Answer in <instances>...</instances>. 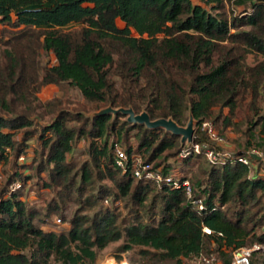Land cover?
<instances>
[{
	"label": "trees",
	"instance_id": "trees-1",
	"mask_svg": "<svg viewBox=\"0 0 264 264\" xmlns=\"http://www.w3.org/2000/svg\"><path fill=\"white\" fill-rule=\"evenodd\" d=\"M198 1L0 0V264H95L98 250L121 239L118 253L146 247L151 250L144 249L143 257L170 264L216 253L221 264H231L235 249L264 244L261 172L232 161L209 164L202 175L191 176L184 165L200 161L202 154L179 156L190 144L163 129L127 121L116 129L118 118L124 117L120 113L101 110L76 128L61 111L37 131L32 119L18 112L43 87L65 83L105 108H132L178 125L192 116L196 125L213 118L227 127L233 125L236 110L245 109L246 145L264 150V0ZM226 5L230 15L220 12ZM238 7L241 12L234 14ZM41 51L52 53L56 63L43 66ZM248 53L261 60L248 65ZM252 126H258L257 135ZM134 129L137 146L123 145L127 153L164 174L183 171L180 179L189 180L190 198L183 187L138 179L117 167L112 145ZM113 133L117 140L109 142ZM36 135L44 151L39 152L36 175L45 171L48 177L43 187L65 191L67 198L74 192L91 210L108 196L129 203V222L119 224V213L101 206L91 215L75 212L66 233L35 224L38 212L20 195L30 169L18 158L27 156ZM84 137L89 139V159L78 166L68 155ZM193 141L209 142L199 130ZM165 151H172L167 157L176 156L180 163L162 165L166 157L157 163ZM12 157L13 171L6 173ZM102 179L114 190L100 185L98 193L83 197ZM15 180L22 188L12 192L9 185ZM197 198L202 210L193 203Z\"/></svg>",
	"mask_w": 264,
	"mask_h": 264
},
{
	"label": "rangeland",
	"instance_id": "rangeland-1",
	"mask_svg": "<svg viewBox=\"0 0 264 264\" xmlns=\"http://www.w3.org/2000/svg\"><path fill=\"white\" fill-rule=\"evenodd\" d=\"M193 3L199 2L198 0H192ZM204 5V4H203ZM205 6V5H204ZM229 5H226L223 10H220L221 13L225 12L228 15L231 13V8ZM209 9L208 6H206ZM242 7H238L234 9V14H238L241 12ZM213 13H217L216 10H213ZM117 24L119 26H123V23L118 20ZM3 25H0V33L3 29ZM261 60V57L254 54L248 53L246 55V63L248 65H254L257 61ZM40 61L43 66H52L56 63V59L52 53L47 52H40ZM107 107V106H106ZM105 106L95 103L89 102L85 100L79 90L68 84H61V85H49L43 87L40 92H38L33 99L32 104L30 106H19L18 112L27 114L33 121L34 128L39 131L40 127L43 125L49 124L55 116L63 111L69 117V125L74 126L76 128L81 127V125L86 121L89 123L93 116L101 110H104ZM229 110L226 108L223 110V114H228ZM215 115H218V112H215ZM247 115V111L244 109L236 110L235 116H233V125L225 127L222 124V119L218 121L208 120L213 124L215 129L218 133L222 134L227 140V147L232 151H239V150H247L248 146L246 142L248 141V135H245V131L249 124H247V119L245 116ZM116 129L121 126V123L126 121V117H119L117 120ZM188 121L184 123L185 126ZM194 128L196 131V122L194 121ZM253 133L257 135L258 133V126H252ZM134 130H130L128 136L124 139L121 137L118 141L120 144L124 145V147H136L137 142L133 134L135 133ZM38 135L31 139L30 145L27 146V156L25 157V161L27 162L28 169L26 170L27 173L30 175V180L25 184L24 189L20 192L22 198L28 202L29 207L34 208L38 212V216L35 218V224L39 225L43 230L46 231H55L57 233H66L70 228V219L73 217L75 212L79 213H87L89 215L93 214L95 209L97 210L99 207L102 206L103 209H113L116 213H119L118 222L127 223L132 218L131 216V205L129 203H125L124 201L117 200L113 201L111 196L107 198H103L99 201V203L94 206V209H89L85 207V203H82L79 200V196L76 193L70 194L67 198L65 194L66 192H62L58 188L49 189L42 186V180L48 179L47 172H41L39 177L36 175V167L38 166V162L41 159V154L39 152H44L40 145L38 144ZM117 140L115 133L109 138V142ZM179 141L181 142V138L179 137ZM89 139L81 138L74 148L72 152L68 155V159L75 162L78 166L82 165L88 161L89 156L87 155V146H88ZM253 142V140H250ZM172 151H165L160 158L156 160L158 163L162 157H166L165 161L162 162V165H167L169 163H180L179 158L176 156H169V153ZM11 162L5 166L6 173H11L13 171V165L15 158H10ZM18 162H20L18 160ZM193 162V161H192ZM190 162L186 166L184 165V169L187 171V174L191 176L202 175V171L204 168L211 167L205 158H201L198 162ZM21 163V162H20ZM175 166V165H174ZM177 166V165H176ZM179 167V166H178ZM261 169V173H264V164L259 165ZM182 175H185L183 171H180ZM100 185H104L109 190H114L113 184L108 179H102L100 181H96L95 185L91 187L87 194H84L83 197L86 195H90L89 193L93 192L98 193ZM89 189V188H88ZM82 199V198H81ZM60 200H64L63 205L61 204V208L59 209H52L53 205ZM50 207V208H49ZM61 214L65 215L64 219H61ZM60 219V221H58ZM123 240H119L116 242L109 243L106 247L101 250H98L97 260L95 264H170L168 262H160L157 260H153L150 257H143L142 251L144 249H149L146 247H139L135 246L133 249L118 253L117 247L121 245ZM253 248V252L251 255V264L252 261H255V264H261L262 260L264 259V244L254 242L251 246ZM255 253V254H254ZM203 256H212L214 257L213 264H221L218 256L216 253L212 254H203ZM200 258L199 257H192L189 259H184V264H199Z\"/></svg>",
	"mask_w": 264,
	"mask_h": 264
},
{
	"label": "built area",
	"instance_id": "built-area-1",
	"mask_svg": "<svg viewBox=\"0 0 264 264\" xmlns=\"http://www.w3.org/2000/svg\"><path fill=\"white\" fill-rule=\"evenodd\" d=\"M196 130H199L206 134L209 142L203 144L193 141L190 142L189 149L183 150L179 156H186L188 154H202L210 165L221 166L226 162L237 161L243 165H246L251 172H261L259 165L264 164V150L255 147L248 148L245 153L236 154L235 151L230 150L227 147V140L223 135H220L213 124L209 121H205L196 125ZM115 164L123 171L130 170L133 175L138 178L155 179L156 181H166L172 183L175 187H183L185 194L190 198L192 196V188L188 179H180L182 175L179 169H171L166 174L161 172L160 168L154 169L153 164L145 161L139 155H129L126 149L118 142L112 145ZM20 162H26L25 157L22 155L18 158ZM1 169V168H0ZM22 188V184L19 180L13 181L9 185V189L12 192H16ZM193 203L198 209H203V203L201 198L193 200ZM60 221V219H58ZM206 233H210V230L204 228ZM253 248L240 247L232 252L231 264H251V254ZM214 257L202 256L199 264H213Z\"/></svg>",
	"mask_w": 264,
	"mask_h": 264
},
{
	"label": "water",
	"instance_id": "water-1",
	"mask_svg": "<svg viewBox=\"0 0 264 264\" xmlns=\"http://www.w3.org/2000/svg\"><path fill=\"white\" fill-rule=\"evenodd\" d=\"M122 114L126 117V121L132 125H142L148 129H163L166 132L171 133L176 137L181 138L183 144L188 143L192 140L195 128L194 119L190 116L187 124L185 126L178 125L172 119L158 118L151 119L147 112L135 113L132 108L120 107L114 109L112 107H107L101 111V114Z\"/></svg>",
	"mask_w": 264,
	"mask_h": 264
},
{
	"label": "crops",
	"instance_id": "crops-1",
	"mask_svg": "<svg viewBox=\"0 0 264 264\" xmlns=\"http://www.w3.org/2000/svg\"><path fill=\"white\" fill-rule=\"evenodd\" d=\"M260 174H264V173H260Z\"/></svg>",
	"mask_w": 264,
	"mask_h": 264
}]
</instances>
